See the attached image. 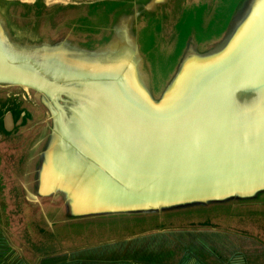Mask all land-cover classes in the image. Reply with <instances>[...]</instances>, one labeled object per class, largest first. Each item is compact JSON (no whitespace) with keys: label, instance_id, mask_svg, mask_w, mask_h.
Masks as SVG:
<instances>
[{"label":"rangeland","instance_id":"374dc122","mask_svg":"<svg viewBox=\"0 0 264 264\" xmlns=\"http://www.w3.org/2000/svg\"><path fill=\"white\" fill-rule=\"evenodd\" d=\"M112 17L113 31L99 44ZM126 18L134 27L128 39L137 44L143 94L156 106L186 95L207 76L206 84L224 76L225 58L253 44L264 22V0H0V44L10 58L29 59L50 73V64L52 71L86 66L77 64L70 55L74 51L56 48V43L70 41L77 43L68 42L70 48L86 56L95 51V60L112 69L104 64L122 59L117 52L121 24V34L128 30ZM132 50L136 52L134 45ZM129 75H134L132 69ZM240 86L231 90L238 105L243 90H257ZM61 98L60 108L69 115L67 105L72 104L65 106L68 99ZM262 104L264 100L255 108ZM54 111L47 96L0 81V264H264V180L228 195L157 209L104 203L91 204L89 212L75 211L85 201L71 199L70 188L78 189L80 181L76 177L68 182L72 187L63 181L45 193L38 179ZM60 147L58 165L82 155L85 167L86 145L82 154L66 144ZM88 184L89 179L82 191Z\"/></svg>","mask_w":264,"mask_h":264},{"label":"water","instance_id":"95a60500","mask_svg":"<svg viewBox=\"0 0 264 264\" xmlns=\"http://www.w3.org/2000/svg\"><path fill=\"white\" fill-rule=\"evenodd\" d=\"M3 37L5 38L4 35ZM68 42L70 41H60L56 43V48L62 45L63 50L66 48L64 53L74 51L70 54L74 55L73 59L78 65L86 66L62 67L52 71L50 64V73L37 67L29 59L10 58L0 44V81L14 83L47 96L55 108L54 114L52 113L54 123L56 120L60 123V116L66 113L60 108L59 102L63 100L61 96L68 99L65 106L72 104L71 107L67 105L72 110L69 118L72 122L74 118H78L83 128L80 134L73 128H65L64 132L60 129V139H70V144L60 141L58 146H54L56 143L50 142L49 149L43 154V164L51 159L54 165L52 163L47 177L44 176L42 164L38 181L43 183L44 178L48 180L54 174L58 184L65 181L72 187L73 184L68 182L73 177H78V189L70 188L71 199L79 200L84 197L85 201L73 207L75 211L84 209L83 205L87 207L104 203L118 209H157L228 195L264 180L260 178V174L264 172V116H259L264 113L263 104L257 108L250 104L251 111L242 115L236 109L243 106L231 103L236 111L234 115H242V122L238 126L231 120L229 113L226 115L218 111L222 106L220 103L217 105L214 98H209L210 92L205 89L207 87H204L203 93L196 92L188 97L177 95V99L169 103L154 106L143 94L145 86L138 79L139 65L136 56L128 58V53L121 55L118 51L117 55L122 59L118 58L115 64H104L112 68L106 69L95 60V51L86 56L66 45ZM68 48L71 50L67 51ZM239 50L236 48L231 52L229 60L225 58L229 66L222 71L227 73L219 78L220 82H227L229 89L243 85L239 79L251 63L259 61L258 55L264 48H249L243 52ZM20 62L25 63L28 69L12 64ZM128 63L133 67L130 68ZM122 65L125 70L120 72ZM181 66L183 62L177 70ZM130 69L134 71L131 77ZM234 80L237 82L234 83ZM76 92L84 94L74 97ZM141 98L145 100L146 107L150 105L152 109L161 112H155L152 116L134 111L132 106L127 105V102L137 103ZM72 99L83 103L77 105ZM221 101L224 102L223 98ZM257 116L259 117L256 118ZM72 122L67 126H73ZM232 124L237 136L233 135ZM236 137L242 140L246 137L245 142L250 141L251 150H242L240 145L237 148L233 144ZM61 144H66L75 153L81 154V147L86 145L88 153L85 155L88 160L84 161L85 167H82V155L73 158L74 163L70 162L71 158L66 157L68 163L58 165L55 157L58 159L62 154ZM53 147L58 149L52 150ZM87 163L90 164L88 172L83 170L87 168ZM71 164L72 172L69 169ZM82 178L84 182L89 179L88 188L84 192ZM43 185L47 192L49 189L45 188L46 184Z\"/></svg>","mask_w":264,"mask_h":264},{"label":"bare ground","instance_id":"6f19581e","mask_svg":"<svg viewBox=\"0 0 264 264\" xmlns=\"http://www.w3.org/2000/svg\"><path fill=\"white\" fill-rule=\"evenodd\" d=\"M158 3V2H157ZM157 5V4H156ZM257 8H255V11H256ZM153 12V11H152ZM256 14V12H255ZM141 15V14H140ZM264 23V22H263ZM262 23V26L260 27V29L258 30V32L256 33V35L254 36V38L252 39V43L253 44H256L255 46H253L251 48V46L253 45H249V48L251 49H258V50H262V48H264V24ZM254 30V29H253ZM259 33H263V36H261V34ZM258 41V43L256 42ZM250 42V43H251ZM237 43V42H236ZM239 48V47H238ZM243 48V47H242ZM241 48V49H242ZM56 54V53H55ZM53 59V58H52ZM228 59V58H227ZM259 61H256V65L253 67L252 65H250L251 67H253L250 71H248L247 73H244L243 77L241 79H239V82L240 84H245V83H248L250 86L254 87V88H257V90H254L252 91L251 93H248L247 90H243L242 93H243V96H241L240 98V106H243V108H239V109H236L240 114H245V113H248L250 112L251 110L250 109V104L252 105H257L259 104L260 102H262L264 100V51L261 52L260 55H258V58ZM47 60V59H46ZM48 61V60H47ZM225 61V60H224ZM258 62V63H257ZM219 63V62H218ZM222 63V62H220ZM13 65L19 67V68H22V69H28V66L23 63V62H20V63H12ZM43 64V63H42ZM47 64V63H46ZM48 65V64H47ZM49 66V65H48ZM209 68V67H208ZM211 68V67H210ZM225 68V67H224ZM223 68V69H224ZM249 68V67H248ZM207 69V68H206ZM202 70V69H201ZM249 70V69H248ZM204 71V69H203ZM202 71V72H203ZM200 72V70H199ZM201 72V73H202ZM48 73V72H47ZM200 73V74H201ZM198 74V72H197ZM194 75V76H193ZM217 75V74H216ZM216 75H213L216 76ZM212 76V75H211ZM195 77V73L193 71V73L188 77V80L192 82L193 78ZM199 77V76H198ZM195 79V78H194ZM209 79V76L205 77L203 80H202V83L198 85H193L190 92H192L191 94L187 93L186 95L189 94V96L193 95L194 93H196V91H198L199 93H203V91L206 89L207 91L210 92V96L209 98H214V101L217 102V105L220 103L221 106H222V109L221 108H218V111H221L223 112L224 114L228 115V113L230 114V116L232 117L231 120L235 123V125L238 126V123L239 122H242L240 121V117L242 116H239V117H236L234 115V112H236L234 110V108L232 107V104L233 103V97L231 98V90L232 89H229L227 87V84L223 85L221 87V83L223 82H220L219 81V78L218 80H210L207 84H206V81ZM237 81L234 80V83H236ZM260 83V84H259ZM14 84V83H13ZM211 85V87L209 86ZM204 87H207L204 89ZM210 87V88H209ZM248 87V86H247ZM196 88V89H195ZM195 89V90H194ZM188 91V90H186ZM185 91V92H186ZM184 93V92H183ZM253 93H256V94H253ZM82 95V94H81ZM183 95V94H182ZM185 95V96H186ZM127 98H129L128 96H126ZM223 98L224 102L221 101ZM226 102V103H225ZM259 102V103H258ZM145 103V100L141 98L140 101H137L136 102H127V105H130L133 107V110L134 111H138L140 113H147V114H151L152 116H154L156 113L155 112H161L160 110L158 109H152L149 105V107H146V105H144ZM244 112V113H243ZM259 116H264V113L259 115ZM259 116H257L256 118H258ZM62 117L63 115L60 116V123L63 124V120H62ZM65 117V116H64ZM248 117H250V115L248 114ZM67 119V118H66ZM74 120V119H73ZM76 126V125H75ZM12 127V126H11ZM67 126H65L63 129H65ZM77 128V127H76ZM72 129V128H71ZM78 129V128H77ZM232 130H233V135L234 136H237V133H236V129L233 127V124H232ZM78 131V130H77ZM247 130L245 129V132ZM247 137V135H246ZM245 137V139H246ZM245 139L242 140V138L240 137H236L234 142L233 143L237 148H239L238 145L241 146V149L242 150H246V151H250L251 149L249 148V145H250V141L248 142H245ZM252 153V152H251ZM248 154V153H247ZM70 157V156H69ZM57 157H55V161ZM52 160L49 159L47 162H44L43 166H44V176H49L50 175V172H51V166H52ZM57 164V163H56ZM55 164V165H56ZM54 165V163H53ZM70 172L73 171V165L70 166ZM85 170V169H84ZM257 173H259V171H256ZM71 174V173H70ZM78 178V177H76ZM260 178L264 179V172L260 174ZM54 179V178H53ZM55 180V179H54ZM44 182L47 183L48 181L45 180L44 178ZM260 188V187H259ZM85 190V188H84ZM245 190V189H244ZM250 190V189H249ZM238 192V191H237ZM243 192V191H242ZM248 193V192H247ZM252 193V192H250ZM235 194V193H234ZM59 196V195H58ZM47 197V196H45ZM79 201H81L79 199ZM82 203V202H81ZM80 203V204H81ZM97 205V204H96ZM88 206V205H87ZM95 206V205H94ZM101 207V206H100ZM85 208V207H84ZM95 208V207H94ZM87 209V208H85ZM101 209V208H100Z\"/></svg>","mask_w":264,"mask_h":264},{"label":"crops","instance_id":"0c3cea01","mask_svg":"<svg viewBox=\"0 0 264 264\" xmlns=\"http://www.w3.org/2000/svg\"><path fill=\"white\" fill-rule=\"evenodd\" d=\"M136 4V3H135ZM135 4H133L131 7H130V9H131V15L133 14L134 15V13H136V9H135ZM116 13V12H115ZM136 15H134V17H135ZM126 22L128 23V30H123L122 31V34H121V29L123 28V27H125L123 24H121L122 26H121V29H120V36H119V43H118V46L120 45V49H121V52L119 51V53H121V55H124V53H128V58H131L132 56H136L137 57V53H138V51H137V44L135 45V43H134V41H131V40H129L128 38L131 36V34H130V29H132L133 30V28H131V27H129V25H130V19L129 18H126ZM113 23H114V19H113V17H112V19H111V22H110V27L109 28H107V32L105 33V35L103 36V38L101 39L102 41H103V39H105V37H107L109 34H110V32H111V30H112V25H113ZM102 41H100L99 42V44L102 42ZM133 45L135 46V50H136V52H133ZM125 62H127L126 61V59L124 60ZM128 62H129V60H128ZM125 70V68L123 67V65H122V68L120 69V72H123ZM65 116V117H64ZM69 117H71V115H67V113H65L64 115H63V117H62V120H64V119H66V118H69ZM53 120L55 121V117H54V115H53ZM60 120V119H59ZM72 123H74V125L73 126H67L66 124H62V123H57V120H56V122L54 123V126H56V129L55 128H53V133H52V137H51V142H54V143H56V145H58V142H60L61 141V143H67V144H70V139H60V136H61V130L63 131V128L65 127V126H67L66 128H73L74 130H78V132H79V134H80V130H82V126H81V124L82 123H80V121H78V118H74V120H73V122ZM76 125V126H75ZM78 129H77V128ZM61 129V130H60ZM72 130V129H71ZM64 132V131H63ZM60 133V134H59ZM54 176V174H52L51 176H50V178L47 180L46 179V181H48L47 183H45L44 181H43V184H46V188L47 189H49V190H52L53 189V186H55L56 184H58V180L56 179V178H54L53 177ZM55 180H54V179ZM44 186V185H43ZM52 188V189H51ZM45 192V191H44ZM46 193V192H45ZM78 198V197H77ZM91 205H88L87 207L85 206V205H83V208L85 207V208H87L86 209V211L87 210H90V209H93V207H90ZM82 207V206H81ZM88 207H90L89 209H88ZM84 208V209H85ZM100 209V208H99ZM98 209V211H100ZM102 210V209H101Z\"/></svg>","mask_w":264,"mask_h":264},{"label":"trees","instance_id":"16d2710c","mask_svg":"<svg viewBox=\"0 0 264 264\" xmlns=\"http://www.w3.org/2000/svg\"><path fill=\"white\" fill-rule=\"evenodd\" d=\"M106 38V37H105ZM104 40V39H103ZM102 41V40H101ZM71 43H73V44H77V43H74V42H71ZM179 64V63H178ZM177 67H178V65H177ZM177 67H176V69H177ZM77 264V263H76ZM86 264V263H85ZM113 264H115V263H113ZM119 264V263H118ZM124 264H126V262H124Z\"/></svg>","mask_w":264,"mask_h":264},{"label":"flooded vegetation","instance_id":"af4514ba","mask_svg":"<svg viewBox=\"0 0 264 264\" xmlns=\"http://www.w3.org/2000/svg\"><path fill=\"white\" fill-rule=\"evenodd\" d=\"M18 264H20V263H18ZM25 264V263H24ZM71 264H73V263H71Z\"/></svg>","mask_w":264,"mask_h":264}]
</instances>
